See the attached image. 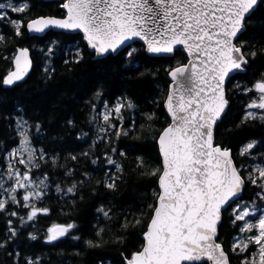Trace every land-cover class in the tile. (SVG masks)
<instances>
[{
    "label": "trees",
    "instance_id": "16d2710c",
    "mask_svg": "<svg viewBox=\"0 0 264 264\" xmlns=\"http://www.w3.org/2000/svg\"><path fill=\"white\" fill-rule=\"evenodd\" d=\"M26 2L31 7L25 13L0 9V14L7 13L0 18V36L4 37L0 41V183L9 168L7 154L21 143L23 132L36 149L32 164L38 167L28 163L29 156L27 164L19 161L14 165L32 180H44L45 194L32 203L49 211L27 221L30 208L23 206L22 197H17L18 203L6 198V208L0 211V264H27L29 259L33 264H126L132 253L142 249L143 234L153 214L149 205L157 204L162 171L158 137L170 123L164 107L169 72L186 63L188 57L180 47L171 56H152L140 41L116 54L95 57L80 33L49 30L41 36L30 35L27 21L39 15L64 16L65 11L63 1ZM11 20L21 21L22 35H16ZM241 42L248 63L226 83L229 104L215 127V140L231 150L245 178L247 169L239 166L250 165L264 153V120L245 119L250 112L248 105L256 96L254 85L264 80V0L246 18L245 29L236 39V44ZM25 46L33 59L29 75L4 87L3 78L12 68L15 51ZM129 52L133 54L129 56ZM252 52L256 55L251 56ZM129 102L133 107L121 110L122 119L113 113L110 123L116 127L108 128L101 115L104 109ZM20 121L26 124L18 128ZM101 128L106 131L101 132ZM118 129L128 135L117 137ZM249 143L253 148L241 155ZM108 157L120 165L119 171L115 164L108 163ZM113 178L115 188L110 189L106 183ZM73 185L76 187L69 193L67 189ZM260 189L246 179L240 198L250 200ZM100 209L109 215L106 217ZM12 212L17 215H10ZM233 219L229 206L222 211L216 239L230 264H241L248 253L232 251L240 231V221L234 225ZM9 220L15 236L9 232ZM54 224L75 227L48 242V228Z\"/></svg>",
    "mask_w": 264,
    "mask_h": 264
},
{
    "label": "snow or ice",
    "instance_id": "6c2138e0",
    "mask_svg": "<svg viewBox=\"0 0 264 264\" xmlns=\"http://www.w3.org/2000/svg\"><path fill=\"white\" fill-rule=\"evenodd\" d=\"M258 3L259 0H64L61 7L66 10V15L63 18L38 17L27 22L28 31L34 33H43L52 27L79 30L98 56L115 52L136 38L146 43L150 53L171 54L176 46H183L187 52L188 63L169 72L174 87L166 107L173 123L163 130L158 141L164 165L159 178L161 191L156 206L149 205L153 214L143 234L145 243L140 251L132 253L126 264H201L204 260L211 264H230L227 253L215 237L222 211L239 196L245 179L234 166L230 150L214 143L213 133L228 105L225 81L232 72L243 70L248 63L242 52L243 42L236 44L234 41L244 31L245 20ZM5 7L15 13H25L31 6L26 0H21L18 5L0 3V9ZM6 16L7 13L0 14V18ZM10 23L16 35H22L21 21L11 20ZM3 39L0 36V41ZM132 54L128 53L129 56ZM76 55L79 57L80 53ZM13 63L15 69L4 77V85H12L27 74L31 66L28 50L18 49ZM254 88L260 93L259 103L253 101L248 107L264 109V80L255 83ZM125 106L133 107L130 102L126 105L117 103L101 113L108 128L116 127L110 123V118L114 113L116 118L122 119L120 114ZM256 118L264 120V115L246 113L245 119ZM24 124L25 121H20L17 126ZM21 135L24 136L21 143L26 145L27 136L23 132ZM116 135H128V132L118 129ZM253 146V143L247 144L240 154L245 155ZM34 158L30 152L28 163L32 164ZM43 158L41 154L40 159ZM107 159L120 170V165L111 157ZM32 167L38 165L32 164ZM253 172L258 173V177L250 173L249 179L253 185L260 180L261 192L257 195L264 200V167L258 166ZM12 175L9 165V176ZM29 180L28 173L21 176L16 170L15 186L6 191L10 193L9 200L18 203L16 195L11 194L17 191V186L32 189L22 197L23 206L30 208L26 220L32 221L38 214L46 215L49 210L32 203L45 194L44 180L34 184L23 182ZM0 187H3L2 183ZM75 187L73 185L67 191L72 193ZM106 187L115 188L114 178L106 183ZM57 190H60L59 186ZM7 203L0 199V211L5 210ZM99 211L106 217L109 215L103 209ZM257 211L261 213L259 218L256 223H251L248 218ZM232 214L234 225L243 221L239 229L241 233L256 230L255 235L235 240L232 251L245 252L250 244H255L257 252L242 260L241 264H264V209L236 204ZM10 215L16 216L17 213ZM21 220L24 222V218ZM8 223L9 232L15 236L17 233L11 227V220ZM74 227L73 224L52 225L48 228L47 241H56ZM27 264H33V261L29 259Z\"/></svg>",
    "mask_w": 264,
    "mask_h": 264
},
{
    "label": "rangeland",
    "instance_id": "374dc122",
    "mask_svg": "<svg viewBox=\"0 0 264 264\" xmlns=\"http://www.w3.org/2000/svg\"><path fill=\"white\" fill-rule=\"evenodd\" d=\"M3 4L8 5V4H12V5H16V3L12 0H8L7 2H4ZM256 96L254 97V99L251 100V103L253 101L259 103V96L260 93L258 91L255 92ZM109 109H104L105 112H107ZM250 112H255L257 114H263L264 115V109H250ZM23 130V129H22ZM24 139V136L22 138V140ZM21 140V141H22ZM28 140V139H27ZM254 145V144H253ZM36 153V149L31 145V143L28 141V143L26 145H22V143H19L17 146H15L14 148H12L8 154H7V159L9 161V165H11V169H12V173L13 175L10 177L9 176V168L6 171V176L5 174L1 177V181H2V185H3V193L0 196V199H4L6 200V198H9L10 193L8 191H6V189H10L13 186H15V173L16 170H19V173L21 174V176L24 173L27 172H23L20 168H18L16 165H14V163H17L21 160H24L25 163L27 164V157L29 156V153ZM264 167V153L262 155V157L260 159H254V161H252L250 163V165H246V166H239L240 168L245 167L246 170V179H249V174L252 173L253 175L258 177V173L253 172V170L257 167ZM25 184H29V183H38L36 180H32L30 179L29 181H23ZM251 182V181H250ZM260 180L258 179L257 181V186L259 185ZM252 184V183H251ZM32 190L31 188H25V189H20L17 186V191L15 193H11L12 195H16V197H18L19 195L21 197H23V195L27 192ZM261 192V189L258 190V193ZM236 204H240L241 206L243 205H248L249 208L255 206L258 209H264V200L260 199V197L257 195L256 197L250 199V200H245V199H241L239 198L238 200H236L234 203H232L231 205V211L233 210L234 207H236ZM261 213L259 211H257L256 213H254L250 218H248L250 220L251 223H256V221L259 218V215ZM243 224V221H240V226ZM256 234V230L253 229L252 232H248V233H241L239 231V233L236 235V237L234 238V242L237 239H244L246 236H252ZM233 242V243H234ZM257 252V246L255 244H250L249 245V249L247 251H245L244 253H248V258H251L253 256L254 253Z\"/></svg>",
    "mask_w": 264,
    "mask_h": 264
},
{
    "label": "water",
    "instance_id": "95a60500",
    "mask_svg": "<svg viewBox=\"0 0 264 264\" xmlns=\"http://www.w3.org/2000/svg\"><path fill=\"white\" fill-rule=\"evenodd\" d=\"M46 1H49V0H46ZM58 1H63V3H64V0H58ZM259 1H260V0H259ZM255 8H256V7H255ZM63 10L65 11V15H66V10H65V9H63ZM65 15H64V16H65ZM49 16H51V17H56V18H63V17H64V16H53V15H39V16L34 17V18H32V19H35V18H38V17H49ZM32 19H30V20H32ZM30 20H29V21H30ZM27 22H28V21H27ZM26 29H27V23H26ZM49 30H57V31H58V30H61V31H66V32H70V33H80V34H82V36H83V41L88 45L87 41L84 39V34H83V32H81V31H79V30H66V29H59V28L52 27V28L47 29V30H46L45 32H43V33H34V32H29L28 29H27V31H28V33H29L30 35H39V36L44 35V34H45L46 32H48ZM135 41L143 42L144 45H145V48H146V52H147L149 55H152V56H171V55H173V53H171V54H164V53H162V54H154V53H150V52L147 51V45H146V43H145L144 41L140 40L139 38H136V39H134V40L128 41L125 45L119 47V48L117 49V51H115V52H109V53H107L106 55H103V56H98L97 53H96L93 49H91L89 46H88V48H89V50L94 51V53H95V57H104V56H107L108 54H111V53H112V54H116V53H118L119 51H121L122 49L128 47L129 45H131V44L134 43ZM234 43H236V40L234 41ZM178 47L182 48V49L184 50V52L186 53V55H187V52L185 51V49L183 48V46H176V48H178ZM18 49H27V50H28V59L31 61V66H30V68H29L27 74L24 76V78H23L22 80L17 81V82H15V83L12 84V85H4V84H3L4 87H11V86H13V85H15V84H17V83H19V82L24 81V80L27 78V76L29 75V73H30V71H31V69H32V66H33V59H32V53H31L30 48L27 47V46H25V47H19ZM18 49H17V50H18ZM17 50L15 51V53H14V55H13V58L17 55ZM242 52H243V50H242ZM187 57H188V55H187ZM13 58H12V68H11L10 71H14V69H15V66H14V63H13ZM188 60H189V57H188L186 63H184V64H187V63H188ZM181 65H183V64H181ZM176 67H177V66H176ZM174 68H175V67H174ZM174 68H173V69H174ZM10 71H9V72H10ZM241 71H244V66H243V70H237V71H234V72H232V73L230 74V76H229V77L226 79V81H225V88H226V83H227V81L229 80V78H230L232 75H234L235 73H237V72H241ZM9 72H8V73H9ZM8 73H7V74H8ZM7 74H6L5 76H7ZM5 76H4V77H5ZM3 79H4V78H3ZM169 79H170V84H169L168 93H167V96H166V99H165V102H164V107H165V111H166L167 114L169 115L170 123H169L165 128H167L169 125H171V124L173 123L172 117H171V115H170V113H169V111H168V108L166 107V102H167V99H168L169 93H170V91H172V89H173V87H174V85H173V81H172V78H171L170 75H169ZM225 95H226V93H225ZM226 99H227V96H226ZM227 100H228V99H227ZM228 104H229V101H228ZM193 107H195V106H193ZM227 108H228V105H227L225 111L222 113L220 119L217 121L216 125H217L218 122L221 120V118L223 117V115L226 113ZM216 125L214 126V133H213V139H214V143H215V144H216V140H215V127H216ZM165 128H164V129H165ZM164 129H163V130H164ZM162 132H163V131H162ZM162 132H161V133H162ZM159 136H160V135H159ZM158 141H159V137H158ZM158 145H159V143H158ZM217 145H219V144H217ZM220 146H221V145H220ZM229 150H230V149H229ZM159 151H160V147H159ZM230 154H231V158H232V160H233V164H234V166H236L235 161H234V159H233V157H232V152H231V150H230ZM160 155H161V153H160ZM161 161H162V171H163V167H164V165H163V158H162V155H161ZM236 167H237V166H236ZM237 168H238V167H237ZM162 171H161V173H162ZM241 176H242V175H241ZM242 177H243V176H242ZM159 178H160V176H159ZM243 178H244V177H243ZM245 184H246V181H245ZM158 185H159V181H158ZM244 187H245V185H244ZM244 187H243V189H244ZM160 191H161V189H160V186H159V193H160ZM242 192H243V190L241 191V193L239 194V196L235 199V201L241 196ZM157 200H158V198H157ZM235 201H233L232 203H234ZM232 203H231V204H232ZM227 207H229V206H226L224 209H226ZM221 217H222V213H221ZM221 220H222V219H221ZM220 223H221V222H220ZM220 223L218 224V228H219ZM218 228H217V233H218ZM143 237H144V236H143ZM215 240H216L217 243H220V242L217 241L216 237H215ZM144 243H145V241H144ZM220 244H221L222 248L224 249L222 243H220ZM224 251H225V249H224ZM225 252H226V251H225ZM226 253H227V252H226ZM227 255H228V254H227ZM204 261H207V260H204ZM207 262H208V264H211L210 261H207Z\"/></svg>",
    "mask_w": 264,
    "mask_h": 264
}]
</instances>
